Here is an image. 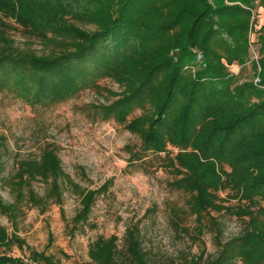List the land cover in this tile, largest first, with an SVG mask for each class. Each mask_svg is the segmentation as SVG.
<instances>
[{
	"label": "trees",
	"instance_id": "obj_1",
	"mask_svg": "<svg viewBox=\"0 0 264 264\" xmlns=\"http://www.w3.org/2000/svg\"><path fill=\"white\" fill-rule=\"evenodd\" d=\"M258 12L264 16V0H0V92L50 105L112 79L120 90L104 88L117 98L99 111L139 137L131 160L151 155L170 174L166 186L182 202H167L169 227L191 243L206 232L215 238L214 253L182 255L178 264H264V23H257ZM11 31L38 39L44 50L16 45ZM4 140L0 135V168ZM56 154L47 143L36 158L21 159L13 173L0 176L13 194L11 202L0 195V213L14 219L23 204L44 210L50 192L60 203L71 185L80 197L72 232L87 222L108 186L79 189ZM34 179L48 184L45 195L30 186ZM224 216L237 219L239 231L221 240ZM22 243L0 225V248ZM88 256L93 264H150L138 223L126 227L121 245L116 235L98 236ZM0 264L61 262L31 251L26 261L0 254Z\"/></svg>",
	"mask_w": 264,
	"mask_h": 264
},
{
	"label": "rangeland",
	"instance_id": "obj_2",
	"mask_svg": "<svg viewBox=\"0 0 264 264\" xmlns=\"http://www.w3.org/2000/svg\"><path fill=\"white\" fill-rule=\"evenodd\" d=\"M258 15L257 23H264V17L259 12ZM10 37L16 45L44 50L38 39L21 32L11 31ZM230 69L237 72L238 66L232 65ZM104 87L120 90L116 82L105 78L99 81L98 88L82 89L70 99L50 105H31L10 92H0V135L5 137L8 150L2 158L1 178L13 173L19 160L36 158L50 143L65 175L79 189H98L105 183L108 186L95 197L87 222L73 232L72 218L80 208V197L71 185L62 189L60 203L53 202L50 192L52 197L44 210L23 204V213L14 219L0 213V225L23 242L22 247L13 244L0 248V254L26 261L31 251H37L54 256L61 264H93L88 256L90 243L98 236L116 235L121 245L126 227L133 223H138L140 243L150 264L172 261L178 264L182 255L214 253L217 244L213 234L206 232L200 241L191 243L186 237H176L169 227L166 204L181 203L182 196L168 190L166 181L170 174L155 160L151 163V155L145 160H131L140 139L113 118L102 117L98 107L117 98L107 95ZM30 186L40 196L49 187L40 179L32 180ZM0 195L6 202L13 201V194L3 181ZM219 220L221 240L239 231V222L234 217L224 216Z\"/></svg>",
	"mask_w": 264,
	"mask_h": 264
},
{
	"label": "crops",
	"instance_id": "obj_3",
	"mask_svg": "<svg viewBox=\"0 0 264 264\" xmlns=\"http://www.w3.org/2000/svg\"><path fill=\"white\" fill-rule=\"evenodd\" d=\"M264 17V16H263Z\"/></svg>",
	"mask_w": 264,
	"mask_h": 264
}]
</instances>
